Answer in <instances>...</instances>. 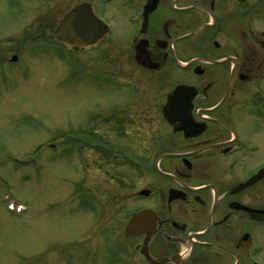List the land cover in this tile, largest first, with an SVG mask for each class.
Returning <instances> with one entry per match:
<instances>
[{
  "label": "flooded vegetation",
  "instance_id": "flooded-vegetation-1",
  "mask_svg": "<svg viewBox=\"0 0 264 264\" xmlns=\"http://www.w3.org/2000/svg\"><path fill=\"white\" fill-rule=\"evenodd\" d=\"M82 3L110 30L97 44L72 50L96 51L107 42L105 56L119 61L105 76L141 91L117 115L105 112L104 134L95 128L87 146L115 167V178H131L126 168L133 179L151 173L149 187L112 194L103 208L87 190L90 211L124 212V248L115 254L106 239L103 264H264V0ZM119 16L126 22L120 34L131 33L125 46L111 41V20ZM148 131L152 153L142 158L137 148ZM91 161L93 171L106 172ZM143 211H150L151 229L127 236Z\"/></svg>",
  "mask_w": 264,
  "mask_h": 264
},
{
  "label": "rangeland",
  "instance_id": "rangeland-1",
  "mask_svg": "<svg viewBox=\"0 0 264 264\" xmlns=\"http://www.w3.org/2000/svg\"><path fill=\"white\" fill-rule=\"evenodd\" d=\"M82 1L0 0V264H103L106 239L115 254L124 248V212L90 211L87 190L103 208L112 194L151 181L149 170L133 179L129 168L131 178H115V167L87 146L95 128L96 136L104 134L105 112L117 115L141 91L105 76L119 61L105 56L107 42L88 52L53 40L60 21ZM111 21V41L125 46L131 39L130 31L120 34L125 20ZM142 136L138 152L150 158V132ZM91 158L106 172L93 171Z\"/></svg>",
  "mask_w": 264,
  "mask_h": 264
},
{
  "label": "water",
  "instance_id": "water-1",
  "mask_svg": "<svg viewBox=\"0 0 264 264\" xmlns=\"http://www.w3.org/2000/svg\"><path fill=\"white\" fill-rule=\"evenodd\" d=\"M109 27L96 15L92 6L82 3L71 9L60 21L54 33V40L69 47L82 48L103 40ZM149 191H142L148 194ZM151 229L150 211L135 214L125 229L127 236H137Z\"/></svg>",
  "mask_w": 264,
  "mask_h": 264
}]
</instances>
